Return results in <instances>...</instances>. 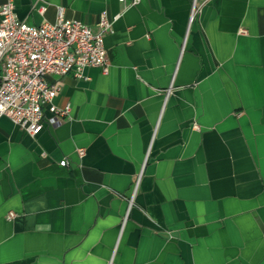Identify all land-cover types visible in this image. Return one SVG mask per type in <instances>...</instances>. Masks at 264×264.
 I'll use <instances>...</instances> for the list:
<instances>
[{
	"label": "crops",
	"instance_id": "1",
	"mask_svg": "<svg viewBox=\"0 0 264 264\" xmlns=\"http://www.w3.org/2000/svg\"><path fill=\"white\" fill-rule=\"evenodd\" d=\"M59 7L108 18V69L35 135L0 117V264H264V0H14Z\"/></svg>",
	"mask_w": 264,
	"mask_h": 264
},
{
	"label": "built area",
	"instance_id": "2",
	"mask_svg": "<svg viewBox=\"0 0 264 264\" xmlns=\"http://www.w3.org/2000/svg\"><path fill=\"white\" fill-rule=\"evenodd\" d=\"M98 26L93 31L81 20L66 17L62 7L55 21L30 24L18 18L14 0H5L0 5V117L35 135L44 124L54 125L68 114L70 104L54 102L58 78L68 72L81 76L86 66L108 69L103 37L111 22L103 14ZM59 163L65 165L66 160ZM14 215L9 211L7 218Z\"/></svg>",
	"mask_w": 264,
	"mask_h": 264
}]
</instances>
